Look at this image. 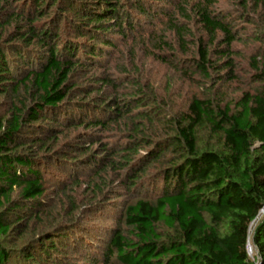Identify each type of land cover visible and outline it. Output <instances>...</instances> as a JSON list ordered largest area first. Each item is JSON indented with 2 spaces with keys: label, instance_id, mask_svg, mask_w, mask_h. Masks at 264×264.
Here are the masks:
<instances>
[{
  "label": "trees",
  "instance_id": "obj_1",
  "mask_svg": "<svg viewBox=\"0 0 264 264\" xmlns=\"http://www.w3.org/2000/svg\"><path fill=\"white\" fill-rule=\"evenodd\" d=\"M161 1L0 0V264H69V251L93 249L73 219L77 192L93 212L117 190L134 198L161 183L155 201L122 208V228L98 245L104 260L264 264V44L247 60L255 87L234 107L216 102L209 94L238 80L240 41L221 0H165L174 10L160 12L152 43L156 60L210 83L208 96L175 112L127 70L122 84L77 81L115 48L112 35L139 33L132 9L151 18ZM236 2L244 20L264 19V0ZM261 28L252 43H264ZM64 199L61 223L52 203Z\"/></svg>",
  "mask_w": 264,
  "mask_h": 264
},
{
  "label": "rangeland",
  "instance_id": "obj_2",
  "mask_svg": "<svg viewBox=\"0 0 264 264\" xmlns=\"http://www.w3.org/2000/svg\"><path fill=\"white\" fill-rule=\"evenodd\" d=\"M239 5L240 4L236 2V0H221L219 4V10L235 14V18L237 19L235 25L239 30L240 41L234 44V49L238 52L237 54H239L235 59L238 68L236 72L238 80L236 82L226 83L218 88V90H214L209 94L217 99L216 102L223 106L230 105L231 107H234V103L242 97V92L251 90L255 87L250 78L252 75L249 71L250 64L247 60L264 44L263 42H257L256 44L251 42V39L263 31L261 24H264V19L256 17L253 22L244 20L239 14ZM148 6L152 8L153 11V16H151V18L140 15L136 9H132L133 11L131 10L136 21L141 24L142 28L139 29V33L131 34L130 38L124 41L116 33L112 35L111 37L115 48L109 49L107 51L108 56H105L99 65L92 66L91 71L77 77V81L81 86L86 87L89 84L95 83L92 82V78L98 75V77L114 81L117 84H122L118 82L125 81L121 78L123 73L127 70L134 74L135 78L141 79V81L144 82L148 92H153L157 97H160L161 100H164L163 103L169 106V109L171 108L176 112V110L183 108L193 95L208 96L206 93L211 92V90L210 88L207 90L205 86H210L211 84L200 81L201 79H198V76H188L184 71L181 72L178 68L172 66V64H176L175 61H172V56L167 58V60L170 61L168 64L156 60L157 57L152 55V50H156V47H154L152 43H156L157 40L161 38V35L165 33V28L163 29L161 26V21L165 20V16L161 15L160 12L162 10L173 12L174 9H172V6L165 0ZM194 30H197L196 33L198 36H201L198 28L194 27ZM169 40L176 49L178 48L177 55L185 57V53L180 51L173 39L170 38ZM157 54L155 55L157 56ZM189 78L192 79L190 80ZM126 88L127 85L124 86L122 90ZM109 91L114 94L115 97L119 96L113 88H110ZM208 136L209 134L207 132L203 133V143L209 140ZM212 144L218 147L220 146L218 139H216L215 142L213 141ZM53 173L58 174L63 180L67 178L66 175L61 176L56 168H53ZM115 187H117V184H115V186L113 185L110 190L112 191ZM161 188L162 183L155 184L154 186L147 187L140 196L134 198L126 195L123 191L120 192V190H117L118 196H116V198L112 199L111 202L104 201V206L100 207V209L96 208L93 212H82L83 208L88 204V199L83 198L81 195L82 192H77L75 197L77 198L76 206H79L80 209L75 212L73 219L80 224L79 227L82 225V230L85 231L89 239L92 240V245L90 246L93 249L87 251L88 249L85 250L84 247L82 249L81 246L75 248L67 253L68 258L65 259V261L69 264H94V262L95 264H121L116 260L115 256L104 260L103 253L98 245L101 246L103 239L108 240L113 230L122 228V221L120 218L122 215V208L125 205L139 199L155 201V199L159 197L158 195ZM111 195L108 194L107 198H111ZM51 197V201H53V195H51ZM52 205L56 206L52 209L51 218L56 217L59 219V222L63 223V221L67 219L63 211L66 206H68V200L64 199L63 203L57 202V204L53 202ZM254 252L253 250L251 253L253 258Z\"/></svg>",
  "mask_w": 264,
  "mask_h": 264
},
{
  "label": "built area",
  "instance_id": "obj_3",
  "mask_svg": "<svg viewBox=\"0 0 264 264\" xmlns=\"http://www.w3.org/2000/svg\"><path fill=\"white\" fill-rule=\"evenodd\" d=\"M252 251H253L252 246L249 245L248 253H249V256L251 257V259L254 260L253 256L251 255Z\"/></svg>",
  "mask_w": 264,
  "mask_h": 264
}]
</instances>
